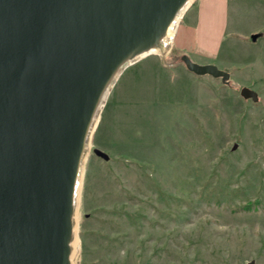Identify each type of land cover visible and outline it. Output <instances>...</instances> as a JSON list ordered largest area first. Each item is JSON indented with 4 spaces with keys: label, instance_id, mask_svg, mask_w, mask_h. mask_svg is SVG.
I'll list each match as a JSON object with an SVG mask.
<instances>
[{
    "label": "rangeland",
    "instance_id": "rangeland-1",
    "mask_svg": "<svg viewBox=\"0 0 264 264\" xmlns=\"http://www.w3.org/2000/svg\"><path fill=\"white\" fill-rule=\"evenodd\" d=\"M195 1L171 51L128 65L106 98L79 176L72 264H264V66L235 70L264 48L225 43L230 62L212 63L229 84L188 70L176 48Z\"/></svg>",
    "mask_w": 264,
    "mask_h": 264
},
{
    "label": "water",
    "instance_id": "water-1",
    "mask_svg": "<svg viewBox=\"0 0 264 264\" xmlns=\"http://www.w3.org/2000/svg\"><path fill=\"white\" fill-rule=\"evenodd\" d=\"M189 2L0 0V264H72L79 176L100 111L128 65L163 49ZM182 60L230 82L213 63ZM241 95L259 101L250 87Z\"/></svg>",
    "mask_w": 264,
    "mask_h": 264
},
{
    "label": "crops",
    "instance_id": "crops-1",
    "mask_svg": "<svg viewBox=\"0 0 264 264\" xmlns=\"http://www.w3.org/2000/svg\"><path fill=\"white\" fill-rule=\"evenodd\" d=\"M181 28L183 32L176 48L179 52L203 64L221 60L223 65H228L230 55L222 57L227 41L256 42L261 46L259 50L264 48V0H196L187 9ZM248 37L252 38L251 42L247 41ZM259 57L258 63L253 64L248 57L240 56L235 70L249 69L253 73L256 66H264V56Z\"/></svg>",
    "mask_w": 264,
    "mask_h": 264
},
{
    "label": "bare ground",
    "instance_id": "bare-ground-1",
    "mask_svg": "<svg viewBox=\"0 0 264 264\" xmlns=\"http://www.w3.org/2000/svg\"><path fill=\"white\" fill-rule=\"evenodd\" d=\"M187 8V7H186ZM186 8H185V10H186ZM184 12V11H183ZM182 12V13H183ZM181 13V14H182ZM181 14L179 15V17L176 19V21H175V23L171 26V28L169 29V35L168 36H171V37H173L174 35H175V28H176V25H178V22H179V20H180V16H181ZM169 38V37H168ZM154 51H156V49H153L152 51H150L151 53H153ZM150 54V53H149ZM143 56H145V55H143ZM139 60V59H138ZM120 77V76H119ZM99 120V119H98ZM98 120H97V122H98Z\"/></svg>",
    "mask_w": 264,
    "mask_h": 264
},
{
    "label": "built area",
    "instance_id": "built-area-1",
    "mask_svg": "<svg viewBox=\"0 0 264 264\" xmlns=\"http://www.w3.org/2000/svg\"><path fill=\"white\" fill-rule=\"evenodd\" d=\"M171 37V36H170ZM166 52L167 51V53H169L170 51H171V41H165L164 42V45H163V50H162V52Z\"/></svg>",
    "mask_w": 264,
    "mask_h": 264
}]
</instances>
